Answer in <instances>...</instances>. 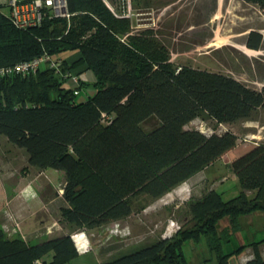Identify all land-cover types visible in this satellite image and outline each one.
Returning a JSON list of instances; mask_svg holds the SVG:
<instances>
[{
    "label": "trees",
    "instance_id": "16d2710c",
    "mask_svg": "<svg viewBox=\"0 0 264 264\" xmlns=\"http://www.w3.org/2000/svg\"><path fill=\"white\" fill-rule=\"evenodd\" d=\"M122 1L119 9L105 0H66L67 16L25 28L0 9V67L44 53L58 61L0 75V135L25 149L29 165L63 171L66 204L58 221L69 226L31 242L0 225V264H69L80 253L72 230L124 223L134 205L141 210L237 144L231 129L205 132L189 125L194 118L231 123L264 106V87L175 65L150 28L132 29ZM243 1L264 14V0ZM262 38L251 29L245 45L258 49ZM226 166L237 194L224 199L216 185L207 186L173 231L99 264H264V142ZM139 195L142 202H134ZM187 241L192 259L183 253Z\"/></svg>",
    "mask_w": 264,
    "mask_h": 264
},
{
    "label": "rangeland",
    "instance_id": "374dc122",
    "mask_svg": "<svg viewBox=\"0 0 264 264\" xmlns=\"http://www.w3.org/2000/svg\"><path fill=\"white\" fill-rule=\"evenodd\" d=\"M108 1L113 7H120V2H123ZM124 5L132 29L140 31L142 28H150L153 36L169 48L170 59L175 65L189 63L195 67L230 74L249 86L264 87V14L257 5L243 0H124ZM251 29L262 33L263 38L258 49L245 45V38ZM82 96L83 94H79L77 97ZM189 125L198 126L205 132L231 129L238 136L237 144L201 173L181 182L161 197L143 203L145 207L141 210H137V205H134L131 214L124 218V223H120L125 227L121 234L106 237L105 226H111V222L102 227L84 230L91 248L78 253L69 264H99L105 257L168 234L181 224L189 213V201L207 186L216 185L215 187L223 192L224 199L237 194V178L226 164L254 143L264 142V106L231 123L214 124L212 120L196 117ZM144 126L150 127L148 124ZM25 163V149L9 144L4 135H0V180L7 183L14 180V177L17 179L22 172L28 170ZM53 169L48 168L49 171ZM37 172L38 170L33 168L28 170V178L41 186L43 175L39 176ZM55 178L57 176L52 177ZM57 182H60V186H57L59 189L63 181L58 177ZM190 185H195V196L189 188ZM59 191L61 192V189ZM138 197L134 202H142L143 197ZM51 212L50 210L48 213ZM3 213L5 219L10 220V223L3 222L9 234L19 233L21 226L14 213L6 209ZM127 223L131 224L132 228L127 226ZM56 227H60V224L48 225L47 231L55 234ZM126 231L130 232V235H127ZM115 237L122 241L108 243ZM183 253L192 259L190 241L184 243ZM237 264H241L238 258Z\"/></svg>",
    "mask_w": 264,
    "mask_h": 264
},
{
    "label": "crops",
    "instance_id": "0c3cea01",
    "mask_svg": "<svg viewBox=\"0 0 264 264\" xmlns=\"http://www.w3.org/2000/svg\"><path fill=\"white\" fill-rule=\"evenodd\" d=\"M11 145L15 146L14 144ZM25 164L28 166V170H32L33 168L36 169V171L38 170L37 175H43L41 186L39 185L40 183L28 178V170L22 172L17 179L14 177V180L7 181V183L0 180V225L3 228V222L8 221L10 223V220L4 217L3 211L6 209L14 213L16 216L15 218L19 221L21 226L20 232L14 235H20L31 242L38 241L47 236L66 232L69 230V226H63L58 221L59 209L61 206L65 205L66 202L61 195L63 184L59 187V189H61L60 192L57 187L60 186V182H57V178L59 177L64 183V173L53 168V171H49L48 168L39 170L28 164L27 157ZM56 176L57 178L52 179V177ZM189 188H191V192H193L192 194L195 196V185H190ZM41 210L47 213L44 214ZM50 210L52 212L48 213ZM51 224H55V226H59L60 224V227H56L57 231L54 230L55 234H50V232L47 231L48 225ZM5 231L9 234L7 230ZM72 231L75 232L79 230ZM250 252L251 249L247 247L244 254L248 255ZM239 261L241 264H244V261L240 259Z\"/></svg>",
    "mask_w": 264,
    "mask_h": 264
},
{
    "label": "built area",
    "instance_id": "2783aa9c",
    "mask_svg": "<svg viewBox=\"0 0 264 264\" xmlns=\"http://www.w3.org/2000/svg\"><path fill=\"white\" fill-rule=\"evenodd\" d=\"M105 1L109 4L107 0ZM0 9L5 10L11 21L21 28L38 25L45 16L68 15L66 0H0ZM44 61H48L49 65L53 67L58 65L56 59H52L48 54L44 53L29 60L18 61L12 65L0 67V75L7 73L27 74L37 69L39 64ZM3 228L7 230V226L5 225H3ZM124 228L119 222H113L111 226H107L106 228L108 233L106 237L109 238L112 235L121 234ZM72 238L79 252H84L91 248L88 237L84 234L83 230L73 233Z\"/></svg>",
    "mask_w": 264,
    "mask_h": 264
},
{
    "label": "clouds",
    "instance_id": "9594fccd",
    "mask_svg": "<svg viewBox=\"0 0 264 264\" xmlns=\"http://www.w3.org/2000/svg\"><path fill=\"white\" fill-rule=\"evenodd\" d=\"M84 231V230H83Z\"/></svg>",
    "mask_w": 264,
    "mask_h": 264
}]
</instances>
